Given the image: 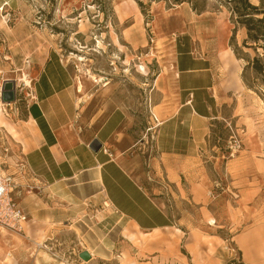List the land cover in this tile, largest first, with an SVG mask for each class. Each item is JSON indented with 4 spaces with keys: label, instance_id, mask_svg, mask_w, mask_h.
Instances as JSON below:
<instances>
[{
    "label": "rangeland",
    "instance_id": "obj_1",
    "mask_svg": "<svg viewBox=\"0 0 264 264\" xmlns=\"http://www.w3.org/2000/svg\"><path fill=\"white\" fill-rule=\"evenodd\" d=\"M119 12L129 15L127 22L116 21L114 15ZM126 29L132 43L121 59L107 31L114 35ZM250 45L256 44L248 39L247 29L237 23L230 0H0V86L5 80L16 83L15 101L3 102L0 94V174L14 173L19 185L23 186L25 174L18 165L28 150L24 140L33 136L31 122H24L31 97L30 84L24 82L25 75L31 82L33 74L27 61L36 52L56 49L63 62L77 67L76 74L86 81L84 89L94 84L108 88L111 96L121 94L132 128L147 137L154 131L148 128L153 124L150 108L158 75L162 71L172 75L173 64L184 52L193 63L231 67L227 55L232 50L239 62L238 111L242 118V122H214L210 154L219 158V164H212L211 169L215 181L221 183L218 188L215 181L213 185L214 197L222 195L220 212L204 217L195 207H184L191 234L183 242L179 237L170 240L174 236L171 230H158L154 235L138 232L106 207L105 213L81 214L80 220L70 224L72 227L48 223L46 229L33 230L27 225L26 234H18L0 226V264H210L217 245L222 247L224 258L232 253L235 260L240 259L232 236L250 224L264 223V73L252 65L258 58L264 67V49ZM84 71L101 76V80L85 78ZM223 109L229 113L227 105ZM232 132L240 135L243 145L235 156L224 158V141ZM138 147L126 157L143 182L150 183L144 184L152 188L155 182L145 178L150 168L145 161L153 154L152 144ZM231 174L241 176L232 178ZM233 179L236 181L231 183ZM22 186L18 187L21 191ZM254 188L258 193L251 196ZM25 192L33 191L28 187L15 195L23 201ZM181 215L179 209L175 216ZM214 216L224 225L219 230L224 242L218 239L213 243L206 229L208 224L215 226ZM153 241H157L154 247L143 244Z\"/></svg>",
    "mask_w": 264,
    "mask_h": 264
},
{
    "label": "crops",
    "instance_id": "obj_2",
    "mask_svg": "<svg viewBox=\"0 0 264 264\" xmlns=\"http://www.w3.org/2000/svg\"><path fill=\"white\" fill-rule=\"evenodd\" d=\"M114 18L123 23L129 15L119 12ZM107 32L110 44L122 59L127 45L132 43L127 29L119 34L114 32L115 36L112 31ZM183 54L173 64L172 75L162 71L156 79L151 109L161 124L147 137L132 128L126 100L121 94L111 96L106 92L108 88L94 84L79 91L77 67L63 62L56 49L36 52L27 61L33 77L28 85L31 97L24 122H31L33 136L24 140L28 150L24 155L27 170L23 186L16 180L17 193L28 187L33 191L27 195L25 192L23 201L17 197L29 216L25 234L27 225L33 226V230L46 229L48 223L70 225L80 220L81 214H101L109 207L138 232L154 235L158 230H171L174 236L170 240L179 237L183 242L191 234L183 212L185 208L195 207L204 217L220 212L222 195L211 194L215 181L211 165L217 166L219 158L210 154V136L215 120L242 122L238 111L239 62L232 50L227 55L229 69L193 63L189 55ZM210 76L213 82L208 80ZM82 81L85 87L86 81ZM225 105L229 108L228 114L223 111ZM93 140L108 148L112 156L102 148L93 151L90 148ZM148 142L152 144L153 154L145 161L150 167L145 178L148 176V180L155 182L152 188L144 184L150 183L143 182L142 175L132 167V160L126 157L141 148L140 144L145 146ZM231 177L237 178L232 174ZM254 189L251 196L258 193ZM179 209L182 215L176 217ZM213 218L215 226L206 227L209 236L213 243L218 239L224 242L219 232L224 225L218 223L216 216ZM177 228L180 233L176 232ZM156 242L143 244L154 247ZM232 242L246 264H264V223L238 230ZM215 252L210 264H230L235 260L232 253L224 258L220 245Z\"/></svg>",
    "mask_w": 264,
    "mask_h": 264
},
{
    "label": "built area",
    "instance_id": "obj_3",
    "mask_svg": "<svg viewBox=\"0 0 264 264\" xmlns=\"http://www.w3.org/2000/svg\"><path fill=\"white\" fill-rule=\"evenodd\" d=\"M148 131L154 130L161 124L160 119L158 116L152 112L150 108V124ZM243 141L240 135L237 132H232L229 139L224 141L223 148L226 150L224 151L226 154H222L224 158H231L235 156L240 149L242 148ZM103 152L112 156L111 151L106 148L102 147ZM147 163V162H146ZM149 167V163H147ZM19 171L24 173L27 170V163L25 160L21 161L18 165ZM164 185L167 187L165 181ZM219 181H215V188L220 186ZM18 183L15 179L14 173H4L0 174V226L13 231L18 234H25V224L29 219L28 214L25 210L21 207L15 189H17ZM211 194L214 195V189L211 191Z\"/></svg>",
    "mask_w": 264,
    "mask_h": 264
},
{
    "label": "trees",
    "instance_id": "obj_4",
    "mask_svg": "<svg viewBox=\"0 0 264 264\" xmlns=\"http://www.w3.org/2000/svg\"><path fill=\"white\" fill-rule=\"evenodd\" d=\"M233 3V11L237 16V23H240L247 29L248 39L256 45H250L255 48L264 49V0H259V4H254L251 0H230ZM245 43H248L246 40ZM256 58L252 62L253 67L264 73V67ZM230 264H246L242 258L232 260Z\"/></svg>",
    "mask_w": 264,
    "mask_h": 264
},
{
    "label": "water",
    "instance_id": "obj_5",
    "mask_svg": "<svg viewBox=\"0 0 264 264\" xmlns=\"http://www.w3.org/2000/svg\"><path fill=\"white\" fill-rule=\"evenodd\" d=\"M1 98L3 102H13L16 100V83L15 80H5L2 83L0 90ZM90 148L98 152L102 148V144L98 140H93L90 144ZM87 255V252H85Z\"/></svg>",
    "mask_w": 264,
    "mask_h": 264
},
{
    "label": "bare ground",
    "instance_id": "obj_6",
    "mask_svg": "<svg viewBox=\"0 0 264 264\" xmlns=\"http://www.w3.org/2000/svg\"><path fill=\"white\" fill-rule=\"evenodd\" d=\"M82 76H84L85 78H90L91 80H93V81H96V82H99L100 80H101V76H99V75H97V74H94V73H92V72H89V71H84L83 73H82ZM79 91H84L85 89V87H84V82L82 81L83 79L82 78H80L79 77ZM26 82V83H25ZM25 82H24V84H30V80L28 79V77L25 75ZM0 90H1V86H0ZM47 258H49V257H47Z\"/></svg>",
    "mask_w": 264,
    "mask_h": 264
}]
</instances>
